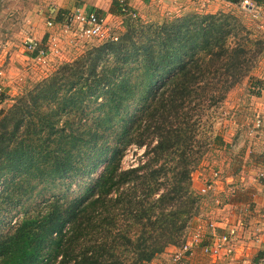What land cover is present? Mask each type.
Listing matches in <instances>:
<instances>
[{
    "label": "trees",
    "instance_id": "obj_1",
    "mask_svg": "<svg viewBox=\"0 0 264 264\" xmlns=\"http://www.w3.org/2000/svg\"><path fill=\"white\" fill-rule=\"evenodd\" d=\"M112 11L125 20L117 39L90 41L0 114V224L23 210L0 232V264H151L182 247L205 198L193 173L213 144H225L205 128L204 108L245 79L248 94L261 95L260 23L223 10L145 22L121 0ZM62 12L54 17L60 27ZM131 143L145 151L123 169ZM102 165L83 194L52 187L69 190ZM36 195L40 202L26 208ZM263 257L260 250L253 260Z\"/></svg>",
    "mask_w": 264,
    "mask_h": 264
},
{
    "label": "rangeland",
    "instance_id": "obj_2",
    "mask_svg": "<svg viewBox=\"0 0 264 264\" xmlns=\"http://www.w3.org/2000/svg\"><path fill=\"white\" fill-rule=\"evenodd\" d=\"M184 3L188 4L189 7L182 8L178 10L181 5L184 4L180 2L177 6L176 0H155V3L148 2L142 8L138 9L139 13H136L141 20L145 22H167L173 17L183 16L191 13L197 14H207V13H216L218 11H210L207 2H198V0H182ZM205 3V5H204ZM56 4V0H0V71H3V74H0V83L3 88L4 95V109H6L12 103V97L21 93L23 87L26 84L35 82L46 75L51 74L65 61H72L79 57L84 51L94 45L96 42H86L81 46L80 50L69 51L68 48H61L59 46V54L54 53L52 59H50L47 65H41L37 62H29L26 59H22L24 56L25 46L24 41L26 38L33 37L37 34V28L40 24L43 23L44 19L47 21V16L52 12V7ZM177 6V8L175 7ZM220 11V10H219ZM225 11H233L236 14H239L243 20L254 28H258L259 23L261 28L264 30V21L259 19L254 15V12L246 10L238 4V6H230V9ZM45 21V22H46ZM125 20L123 18L115 20V30L119 34L125 30ZM83 47V48H82ZM254 74L260 78L264 77V56H262L257 62ZM3 76V77H1ZM248 80H243L238 86L233 88L227 95L225 101L220 104H215L214 107H206L202 112V119L205 128L211 131L212 134H219L224 138L223 145L213 144L211 149L203 157V161L198 166V168L193 173V178L203 183L211 177L212 172H219L221 178L223 179L228 174L226 169H236V164L238 161L245 160L246 164L239 170H237L235 175L239 176L236 178L239 179V182H235V187L231 195H234L236 198L240 196L241 189L244 187V178L245 182L249 177L256 176V179L259 180L260 176L258 175L259 170L256 167L250 166L251 162L249 161L253 157L251 154L248 156L242 155V150L247 147V145L252 142L249 139V128L252 122V119L258 112L255 109V105L252 104L253 98L248 94ZM229 120V121H227ZM235 121H237L236 125ZM239 121V123H238ZM231 124L235 127L232 128ZM235 131L236 135V145L228 147L226 138L230 140L233 135L231 132ZM198 136L196 137V139ZM235 139V138H234ZM256 140V138H253ZM230 148V149H229ZM145 151V146H140L136 143H131L125 149L122 156V168L126 169L138 165L141 155ZM258 151L255 152L257 154ZM244 156V157H243ZM252 160L253 163L257 162L260 158ZM260 161V160H259ZM103 169V165L100 167L97 172L89 177L83 179H76L72 187L68 190L67 185L58 186V182H53L52 187L54 190L59 192V195L63 196H77L86 192L89 185L92 181L97 178ZM242 177H244L242 179ZM221 179V180H222ZM243 180V181H241ZM233 182V181H232ZM199 185V184H198ZM198 190V189H197ZM61 192V194H60ZM49 195V194H48ZM221 196L220 201L212 199L211 196L205 195L202 207L205 209L209 208L208 214L202 217V220H198L196 224L191 228L189 235L197 232V230H202L203 232L208 231V222L210 220L218 219L223 214H235L238 216V221L243 218L245 222H249L251 217L245 216V210L243 207L249 206L248 204H240L235 206L233 202V197ZM232 199V200H231ZM41 196L36 195L27 202L26 208H31L32 205H36L37 202H40ZM232 203L233 205L226 208L227 202ZM227 201V202H226ZM239 206H243L240 207ZM202 208V210H203ZM226 208V209H225ZM218 210V211H217ZM204 212H206L204 210ZM215 212V213H214ZM218 213V214H217ZM217 215V216H216ZM219 215V216H218ZM23 216V210L19 207L14 209L10 214H8L0 224V232H8L15 225L17 221ZM200 216V215H199ZM210 217V218H209ZM227 219V218H226ZM221 220V219H220ZM223 220V219H222ZM236 220V219H235ZM224 221H226L224 219ZM1 223V222H0ZM236 223V221H235ZM187 236V239L189 237ZM259 244V243H258ZM257 242H250L249 249L258 247ZM178 249V248H177ZM171 252V256L168 257L171 262L173 261V255L177 251ZM167 250V249H166ZM196 252V251H195ZM164 254V253H163ZM161 254L158 256L151 264H168V258L165 259V256ZM195 254H198L196 257ZM207 259H205V258ZM186 260H195L191 264H210V260L213 261L208 255L203 254V252H196L192 255H189L187 258H183L180 262L176 264H185Z\"/></svg>",
    "mask_w": 264,
    "mask_h": 264
},
{
    "label": "built area",
    "instance_id": "obj_3",
    "mask_svg": "<svg viewBox=\"0 0 264 264\" xmlns=\"http://www.w3.org/2000/svg\"><path fill=\"white\" fill-rule=\"evenodd\" d=\"M121 2H125V0H121ZM240 6L254 12L255 16L259 15L257 10L260 4L256 1L242 0ZM133 16H137L136 12H133ZM46 24L48 27H56V29H58L55 35L49 37L50 39L45 42L43 39L29 37L24 41L25 50L29 58L33 62H37L41 65H47L53 55H55L54 53L60 55V45L61 48H63L64 45L65 48L71 51L74 48L80 49L86 42L94 40L104 42L108 39L118 38V33L115 30V21L108 19L106 15L96 10L87 11L80 6L72 12L63 15L61 27L56 22L55 18L51 16L47 18ZM58 32L61 33L58 34ZM2 87V84H0V114L4 110L5 103ZM262 128H264V119L261 116H257L250 125L249 132L251 134H256ZM258 175L260 179H264V171H259ZM221 179V174H219V172H212L210 180L198 189L199 194L202 196L209 195L215 188L217 181ZM243 208L246 215L252 214L253 210L250 209V205ZM220 223L218 224L215 220H210L207 224V232L197 230V232L189 235L183 246L178 248L174 253L173 261L178 263L183 258H187L189 255L194 254L199 248L203 254L208 255L211 259L216 261L223 255L226 257L241 255L243 264H264V257L259 263H255L253 260L254 257H251L250 254L247 253V250L251 247L249 245L250 242L262 241L263 233L261 231L251 233L248 237L245 231V220L243 218L236 223L223 227L224 230L218 232L217 230L218 227H220Z\"/></svg>",
    "mask_w": 264,
    "mask_h": 264
},
{
    "label": "crops",
    "instance_id": "obj_4",
    "mask_svg": "<svg viewBox=\"0 0 264 264\" xmlns=\"http://www.w3.org/2000/svg\"><path fill=\"white\" fill-rule=\"evenodd\" d=\"M126 3L128 4V6L131 7V9L133 10V12L139 13L138 9L142 8V6H144L146 3L150 2L153 4L155 3V0H125ZM207 2L208 7L211 9L210 11H219V10H227L230 9V6H235L234 3H231L227 0H198V2ZM112 2L113 0H56V4L54 5V8L51 12V14L48 17H55L57 15V13L59 11H63L62 13H68V12H72L73 10H75L77 7H81L82 9H85L87 11H92V10H96L101 14H104L107 16L108 19L115 21L116 19H121V17L117 14H114L112 11ZM177 2V6H179L180 2H183L182 0H176ZM184 3V2H183ZM181 7L178 9L177 6H175L178 10H181L182 8H185L184 10L187 9L188 4L184 3V4H180ZM205 5V3H204ZM257 12H259V15H257L256 17H258L259 19H263L264 21V3H260L259 9L257 10ZM44 19L43 23L39 25V27L37 28V34L34 35L33 37H36L37 39H43L45 42L50 39L49 37L51 35H55L56 32L58 31V29H56V27L51 28L47 26V21ZM81 49V48H80ZM78 48H74L73 50H80ZM26 51V50H25ZM22 59H26V61H29L32 63V60L29 58V55L27 52L24 53V56ZM3 71H0V74H3ZM3 77V76H1ZM264 79V77H262ZM1 84V83H0ZM5 95V94H4ZM3 95V97H4ZM254 100L252 102V104L255 105V109L258 112V116H261L264 119V86L261 90V95L258 97H252ZM255 117H257V114L254 116V118L252 119V122L254 121ZM229 121V120H227ZM251 122V124H252ZM237 121H235L236 125ZM239 123V121H238ZM227 125H231V124H227ZM231 125L232 128H234L235 126ZM237 132L232 131L231 135H233L232 137H230L231 139L228 140L226 138V142L228 143V147L229 146H233V144L236 145V134ZM235 138V139H234ZM253 138H256V140H254ZM249 139L252 140V142H250L247 147L245 149L242 150V155L248 156L249 154H251V156L253 157V159L251 158L249 161L251 162L250 166L252 167H256L259 171H264V128H262L261 130H259V132H257L256 134H251L249 135ZM230 149V148H229ZM258 151L257 154H255V152ZM258 156H260L259 160L255 163L252 162V160L256 161V158H258ZM244 157V156H243ZM244 159L242 158V160L238 161L236 164V169L239 170V168L241 169L244 164H246V162H244ZM234 167H232V169H226V172L228 173L226 175V177H224L222 180H218L215 188L211 191V193H209V196L212 197V199H216L219 200L221 196H229L232 194V190L235 187V182H239V179L236 178L237 175H235L236 170ZM239 177V176H237ZM211 178V177H210ZM210 178L208 180H210ZM244 177H242L243 179ZM202 180V179H201ZM198 181V179L196 180V178L194 177V187L195 189H199L201 188L205 183ZM207 180V181H208ZM244 180V187L241 189L240 192L241 195L237 196V198L234 195H231L233 197V202L235 203V206H238L240 204H243V206H245L244 204H248L250 205V209H252V214H248L250 215L249 217H251L249 222H245V231L247 236L249 237V235L251 233H256L258 231H261L263 233V237H262V241L257 242L258 247L256 248H251L247 250V253L250 254L251 257H255L257 256L258 252L260 250H264V179H256V176H252L249 177L247 179V181L245 182V178ZM241 180V181H243ZM206 181V182H207ZM233 181V182H232ZM199 184V185H198ZM219 198V199H218ZM232 200V199H231ZM220 201V200H219ZM227 202V201H226ZM232 201L229 200V202L226 203V208L228 209V206L233 205L232 203H230ZM243 206H239L243 207ZM203 208V207H202ZM225 208V209H226ZM204 210L206 212H204ZM209 208H203L200 216H198L197 218L194 219L193 222V226L194 224H196V222L198 220H202V217L206 214H208L207 212L209 211ZM218 211V210H217ZM215 213V212H214ZM218 214V213H217ZM248 215L245 214L246 217H248ZM217 216V215H216ZM219 216V215H218ZM223 214L222 216H220L218 219H214L218 224L220 222V226L222 228L218 229L219 231H223L225 226L231 225L233 223H235V221H238V216L236 217L235 214ZM210 218V217H209ZM227 218V219H226ZM221 219V220H220ZM223 219V220H222ZM224 219L226 221H224ZM236 219V220H235ZM249 243V242H248ZM177 249L176 246H170L167 248V250L164 252V256L165 259L171 256V252H174ZM196 252H201V250L198 248L196 250ZM195 252V253H196ZM196 257H198V254H195ZM205 258V257H204ZM207 259V258H205ZM195 260H186L185 264H191V262H193ZM168 264H176L171 262V260H169L168 258ZM180 264V263H179ZM183 264V263H182ZM210 264H243L242 259H241V255H236L234 257H226V256H221L219 257V259L210 260Z\"/></svg>",
    "mask_w": 264,
    "mask_h": 264
}]
</instances>
